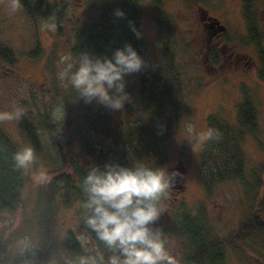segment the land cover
<instances>
[{
    "label": "rangeland",
    "instance_id": "rangeland-1",
    "mask_svg": "<svg viewBox=\"0 0 264 264\" xmlns=\"http://www.w3.org/2000/svg\"><path fill=\"white\" fill-rule=\"evenodd\" d=\"M63 1L65 11L61 16L49 15L42 20L43 51L39 56L30 57L26 52L31 38L28 33L29 23L24 22L21 8L6 16L0 14V28L5 27L6 44L17 57L11 64L0 61V113L12 115L11 119H0V124L9 132L20 151L23 147L30 146L18 124L19 116L27 113L37 127L40 143L39 150L34 152L33 162L23 167L21 204L13 210H0V264H82L91 259L99 262L101 255L105 264H108L109 257L114 255L100 250L87 234L82 220V208L76 202L69 206L58 204L55 213V241L52 242L50 252L43 254V260L39 258V185L49 178L51 169L63 159H68L73 151L82 160L88 159L78 149L84 124L72 110L71 117L66 119L63 96L68 93V86L71 84L68 75L62 79L60 73L68 64H73V67L77 64V60L69 52L72 40L70 23H79L88 15H95L96 8L89 9L86 0ZM183 1L185 0H160V4H157L154 0H142L139 21L142 35L140 52L147 62L155 64L161 56L156 16L165 13L171 17L176 59L185 82V97L177 129L165 143L168 159L159 166L166 173L168 197L165 201L158 202L161 211L157 219L150 222L153 232L160 231L165 249L175 262L182 260L188 252L183 238L174 231L179 214L177 208H174L176 200H183L192 215L203 212L202 224L210 236L224 238L251 211L257 210V215L264 220V178L254 190L246 180L250 179L248 168L242 177L244 179L241 178L244 183H241V179L219 181L207 196L200 185L197 170L198 149L208 133L207 116L219 114L228 122L235 123L236 105L244 93L240 88L243 83L245 93L253 97L257 109V133L256 137L246 134L241 147L246 154L248 166L261 165L259 169L262 168L261 175L264 176V79L260 80L256 75L260 64L257 62L255 48L249 42H240L241 39L243 43L247 40L241 37L237 0H200L210 14L219 16L221 9L225 10L222 19L227 32L235 36L237 46H249V52L257 62L251 67L226 63L222 67L206 68L202 61L205 45L198 14L190 8L183 14V10H186ZM257 3L262 8L264 0H258ZM7 7L11 9L7 5L5 9ZM260 14L264 17V11H260ZM1 39L5 38L2 36ZM125 77L129 88L134 92L137 85L135 74H126ZM196 83L204 85L197 88ZM46 103L49 124L43 117ZM69 103L73 107L74 98L71 101L69 98ZM113 110V121L121 125L125 119L123 113L118 109ZM181 163L184 164V169L176 176L171 172L172 167L180 166ZM178 181L182 186L176 185ZM201 201L204 202L203 205ZM68 228L73 230L83 249L80 256L70 254L64 247ZM225 264H264V237L253 234L242 243L228 245L225 249Z\"/></svg>",
    "mask_w": 264,
    "mask_h": 264
},
{
    "label": "trees",
    "instance_id": "trees-1",
    "mask_svg": "<svg viewBox=\"0 0 264 264\" xmlns=\"http://www.w3.org/2000/svg\"><path fill=\"white\" fill-rule=\"evenodd\" d=\"M11 2L12 0H8V6ZM18 3L21 10H26L20 0ZM85 3L89 9L96 8V14L88 15L85 20L69 25L72 36L69 52L77 60L72 71L76 70L79 61L85 55L91 59L111 58L116 49L123 48L126 44L133 47L143 63L141 69L134 72L137 80L134 92L129 88L126 77H123L124 93L127 94L128 99L118 109L125 117L121 125L113 121V108L96 99L86 102L77 89L74 91L72 85L68 86V93L63 96L66 119L71 117L72 110L84 124L78 149L85 153L88 159L82 160L73 151L68 159H63L54 166L49 178L39 185L37 207L40 214L38 218L40 237L37 247L41 260L44 253L50 252L52 242L55 241V213L60 203L63 206H69L77 202L82 208L85 230L97 247L100 250L119 254L118 251L116 253L111 251L98 237L96 231L87 225L92 209L86 206L88 201V193L85 191L86 177L93 169L105 171L106 165H119L133 170L139 165L153 170L158 169L168 159L165 143L177 129L179 112L185 97V82L176 59V41L172 35L170 19L164 20V14L158 16L161 56L153 64L147 62L140 52L141 0H86ZM64 8L63 0H46L44 13L45 16L54 14L61 16L65 11ZM117 9L122 10L124 15L116 16ZM5 10L14 12L9 7ZM255 27L257 28V25ZM4 29L5 27L0 28V35L6 39H1L3 42L0 40V60L11 64L17 57L15 53L14 55L13 52H9ZM256 30H260V33L264 35L262 27ZM37 50L31 49L28 52L29 56L34 57V52ZM212 53L214 54V49L210 50V54ZM258 57L261 66L257 69L256 75L258 79L263 80L264 48L262 45L258 50ZM196 85L200 88L204 83H196ZM240 85L244 93L236 105L235 123L228 122L219 114L207 116V129L212 134L208 136L207 133L205 141L199 147L197 161L198 179L207 196L215 183L241 179L248 168H250V179L246 180L254 190L264 178L261 175L262 168L259 169L261 165L248 166L246 154L241 147V141L246 134L256 137L257 109L253 97L245 93L244 84ZM113 93L114 89L109 90L110 95ZM69 98L70 101L74 98L73 107L69 103ZM45 107L47 103L44 104L43 110V117L46 118L49 114ZM46 122L49 124L50 120L47 119ZM18 124L30 147L37 152L40 145L39 136L37 127L30 116L27 113L21 114ZM18 151V145L0 124V210H13L21 204L24 177L23 168L17 165L14 158ZM179 165L172 167L171 172L176 176L184 169L183 163ZM241 183L244 181L242 180ZM176 185L182 186L180 181ZM167 195L168 189L160 194L158 202L165 201ZM200 203L204 204L203 201ZM174 208L179 211L174 231L181 235L185 248L188 250L183 259L175 264H225V249L228 245L242 243L253 234L264 237V220L257 215V210L251 211L234 231L221 238L210 236L205 232V226L202 224L203 212L199 211L192 215L181 199L174 201ZM147 227L151 229V224L149 223ZM63 244L66 251L74 256H80L83 253L75 233L70 228L65 232Z\"/></svg>",
    "mask_w": 264,
    "mask_h": 264
},
{
    "label": "clouds",
    "instance_id": "clouds-1",
    "mask_svg": "<svg viewBox=\"0 0 264 264\" xmlns=\"http://www.w3.org/2000/svg\"><path fill=\"white\" fill-rule=\"evenodd\" d=\"M12 11L19 8L18 0H12ZM121 17L123 11L117 9ZM54 28V25L51 26ZM135 32V28L133 27ZM137 35H139L137 33ZM142 59L129 44L114 51L111 58L91 59L85 55L72 71L73 64L60 73L68 75L72 87L79 91L86 102L96 99L113 109H120L128 99L124 93L123 77L137 72ZM114 89L112 95L109 90ZM10 113H0V119H11ZM208 132V136H211ZM19 167H26L35 159L30 146L15 154ZM101 172L93 169L85 180L88 193L86 206L92 209L87 225L94 229L108 248L116 253L109 257L108 264H175L165 249L159 230L153 232L147 225L156 220L161 209L157 206L160 194L168 187L165 170L139 165L128 169L119 165H106ZM123 257V259H121ZM82 264H105L101 255Z\"/></svg>",
    "mask_w": 264,
    "mask_h": 264
},
{
    "label": "flooded vegetation",
    "instance_id": "flooded-vegetation-1",
    "mask_svg": "<svg viewBox=\"0 0 264 264\" xmlns=\"http://www.w3.org/2000/svg\"><path fill=\"white\" fill-rule=\"evenodd\" d=\"M186 1L188 0L183 1V4L186 6V10H183V14L188 12L189 8L196 11L198 14V23L203 31L202 37L205 45L202 54V61L206 68L222 67L224 66L223 64L226 63H228V65L233 64V66L242 64L247 67H251L252 64H257V62H259L260 65H258V68H260L261 63L258 57V50L261 45L264 48V35L260 33L261 29H256L258 27H262V32L264 33V17L260 16V11H264V5H262L261 8L257 3L258 0H239V4L237 0V10L240 15L239 24H241L242 28L241 37L247 40L243 43L241 39L240 42L242 44L249 42L254 46L258 60L256 62L254 56L249 52V46H237L238 41L236 42L235 36L227 32L225 22L223 20V16L225 15L224 9H221L219 16H217L210 14L208 12V8H206L200 0ZM20 2L26 7V10L22 9L24 13L23 19L24 22L29 23V32H27L30 34L29 38H31L30 47L26 52H29L31 49H38L37 52L34 53L35 56H39L43 51L41 45V23L46 17L44 13L46 0H20ZM156 2L157 4H160V0H157ZM6 5H9L8 0H0V14L7 15L11 13L5 10ZM28 9L30 12H27L29 11ZM163 14L165 15L163 18L164 20L171 18L165 13ZM159 15L160 14L156 16V21ZM171 21L172 20L170 19V24ZM256 25L257 28L255 27ZM257 41L260 42L257 43ZM211 49H214V54H210ZM10 51L13 52L11 48H9V52Z\"/></svg>",
    "mask_w": 264,
    "mask_h": 264
}]
</instances>
